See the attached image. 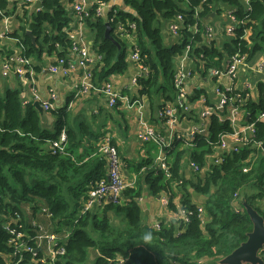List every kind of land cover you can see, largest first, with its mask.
I'll return each instance as SVG.
<instances>
[{
    "label": "trees",
    "instance_id": "16d2710c",
    "mask_svg": "<svg viewBox=\"0 0 264 264\" xmlns=\"http://www.w3.org/2000/svg\"><path fill=\"white\" fill-rule=\"evenodd\" d=\"M124 1L130 9L119 8L116 15L113 8L117 6L112 5L106 7L104 15L97 16L96 3L86 19L93 46L101 55V62L93 72L94 82L124 73L128 68L127 43L114 34L118 20L127 25L136 23L141 63L148 69L147 74L137 77L141 93L152 96L162 92L166 101L175 98V59L185 53L188 45L191 46V69L202 73L207 67L222 68L225 52L247 54L250 59L257 51L264 50V0H250L249 5L243 0ZM100 2L111 4L112 0ZM218 2L228 4L237 19L235 36L225 41L224 49H220L215 40L206 41L202 30L205 16ZM0 8L6 16L13 12L14 5L10 7L9 0H0ZM197 10L198 20L194 17ZM177 14H183L190 25L198 21L199 31L185 29L181 41L168 45L159 17L170 20ZM71 20L70 10L62 0H43L41 9L30 17L26 11L13 36L20 39L27 57L40 60L45 52L64 56L73 42L66 31ZM107 22L121 47L106 37ZM28 29L35 41L27 34ZM249 29L253 32L247 39ZM259 90L258 100L250 98L244 108L249 115L245 123L255 122L256 126L251 139L262 142V148L251 142L239 151H223L222 160L212 161L203 176L193 173L187 177L185 167H189V161L194 159L206 167V156L213 152V145L221 141L223 134L233 130L228 121L215 115L210 122L209 139L197 137L196 147L191 151L181 142L167 149L173 156L169 159L170 177H166L152 158L146 157L138 164L139 176L143 173L153 194L168 193L171 210H177L175 199L179 197L181 204L193 212L188 222L162 221L159 228L143 218L139 201L142 184L126 188L116 203L95 204L82 212L91 185L107 177V161L97 144L99 136L95 145H88L79 153L77 149L81 148L83 134L92 133L86 122L76 130L70 125L66 107L55 109L56 129L50 131L41 125V114L35 103L23 104L20 90L10 89L5 94L0 91V264H9L10 259L18 264H87L91 250L96 253L92 264H119L120 259L124 264H222V259L246 241L253 230L247 206L264 217V117H260L264 112V82L259 83ZM196 92L191 96L193 101L202 91ZM233 93L235 90L228 95ZM220 113L224 115L226 111ZM63 130L67 133V153L54 154L48 140L58 139ZM193 193L203 200H194ZM27 204L33 216L48 209L46 214L56 225L57 233H63L64 229L69 231L66 252L54 263H34L35 254L23 249L15 255L17 248L11 243L12 234L6 225L13 221L16 213L22 217V226L14 227V223L11 226L30 235L25 238L27 245L37 246L31 237L38 232V227L26 220L28 214L24 206ZM199 206L205 209L204 222L198 213ZM146 235L151 236L149 242L143 239ZM259 255L264 261V248ZM36 256L41 257L42 252L38 250ZM204 258L211 261L205 262Z\"/></svg>",
    "mask_w": 264,
    "mask_h": 264
},
{
    "label": "crops",
    "instance_id": "0c3cea01",
    "mask_svg": "<svg viewBox=\"0 0 264 264\" xmlns=\"http://www.w3.org/2000/svg\"><path fill=\"white\" fill-rule=\"evenodd\" d=\"M9 1L10 7L14 5L13 12L0 19V91L5 94L10 89H18L21 92V99L23 101L31 100L33 98L31 89L33 84L30 79L16 75L13 72L14 66H12L8 75H3V65L5 62H11L15 55L23 52L21 44L13 35L15 31L19 30L21 19H24L26 11L28 17H30L32 13L41 9L43 0H33L31 3L24 2V0ZM62 1L70 10V15L72 17L69 27L66 28L69 37L72 38L73 42H85L91 47L92 61L88 63L87 67L78 69L69 76H66L50 71V66L60 57L59 54L57 52H45L40 60L31 58L34 65V67H32L36 70L35 85L41 96L44 99H49L55 106V109L66 107L70 125L74 127V129H79L83 122L89 125L92 133L83 134L81 148L77 149L79 153L82 151L84 152L88 145H95L97 136H100L107 128H111L114 135L113 144L117 147L119 156L125 163L123 170L124 175L128 179H133L137 176V186H141L142 184V194L139 201L143 210L145 222L149 224H153L155 220L157 222H169L175 217L174 211L162 204L161 194L155 195L149 190L142 176L143 173L139 176V171L137 170L138 164L144 158L149 157L155 160L161 151L157 144H152V147L158 148L157 154L152 153L147 145L143 144L138 139L136 135L138 119L144 118L149 123L153 124L162 133L165 141L172 142L173 146V144L180 142L175 139L177 133L181 132V130L190 132L191 129L197 125V113L203 107V102L200 99L202 94L207 95L210 103L217 104L220 100V96L216 92V87L222 86L228 90L234 89L239 92H247L249 99L251 98L257 101L260 93L259 83L264 82V50L257 51L250 59L243 62L239 66L237 74L232 79L228 77L214 78L209 74L207 69L203 73H196L194 77L187 82L186 87L192 96L197 93L196 90H201L202 92L197 100L193 101L190 99V110L184 113L183 118L180 120V126L176 130L171 131L169 126L164 124L158 115L159 107L166 101L164 96H162V92L154 93L152 96L141 93V87L137 83V77L141 75L142 71L140 69L141 66L137 62H132L127 59L129 64L124 73L112 74L107 79L98 82L95 81L96 83L94 82L93 72L101 62V55L93 46L94 39L89 29L86 25L80 24L77 15L72 11V3L74 0ZM249 1L250 0H243L245 5H249ZM125 3L124 0H112L114 6L118 8L128 7V9H130L129 6L126 7ZM231 10L228 4L218 2L214 4V9L204 18L205 22L211 26L214 33V40L220 49H224L225 41H231L230 39L232 38L228 33V28L235 23L230 14ZM159 23L165 35L166 44L168 42L170 43L168 45H174L179 41L169 30V19L160 16ZM47 28L49 29V26H47ZM252 32V29L247 30V39H249ZM59 50L62 51L63 48L59 46ZM64 56L70 60L76 59V55L72 52L71 48H69V51L66 52ZM230 56L232 55H228L225 52V60L222 63V67H225ZM187 65L189 68L192 66L190 62H188ZM79 80L91 83L93 88H90L88 93L77 97L75 85ZM107 80L112 81L121 96L124 97L121 98L118 109L109 107L106 95L100 90V87ZM175 96L176 90L174 97ZM39 112L41 114V125L45 129L55 131L57 122L56 113L44 109L42 112L39 110ZM181 143H183L184 146L186 145L184 142ZM178 148L182 149V146H178ZM138 149H140V153ZM143 149H146V151ZM170 149H172V147ZM154 155L156 156L155 158ZM172 157V155L171 158L168 156V159H172ZM86 159L87 158H84V160ZM186 162L187 160L185 159V165ZM186 166L185 174L187 177H191L193 171L188 165ZM193 199L197 202H201L203 197L193 193ZM33 220L30 222L32 223ZM53 228L51 227L48 232H54L56 226ZM40 246L41 249L39 251L42 252L44 257L49 258L51 256L52 246H48L47 243H42ZM95 256L96 253L94 250H91L90 261L87 264H92ZM209 260V258H204L205 262Z\"/></svg>",
    "mask_w": 264,
    "mask_h": 264
},
{
    "label": "built area",
    "instance_id": "2783aa9c",
    "mask_svg": "<svg viewBox=\"0 0 264 264\" xmlns=\"http://www.w3.org/2000/svg\"><path fill=\"white\" fill-rule=\"evenodd\" d=\"M33 0H24V2L31 3ZM95 13L97 16L104 15L105 9L113 4L100 2V0H74L72 3V11L75 13L79 19L80 24L86 25V19L90 17L92 7L96 4ZM119 8H113L114 14L118 13ZM231 17L234 19V25L228 28V33L231 36H235V29L237 24V19L231 10ZM0 16H4V11L0 8ZM194 17L198 20L200 17L199 10L194 14ZM114 20V17L112 18ZM205 21V20H204ZM114 34L124 40L126 43H131L132 53L128 55V59L132 62H137L141 67V71L147 74L148 69L141 63V51L136 40V23L129 22L128 25L122 20L115 22ZM185 29L191 30L192 32L199 31V23L196 21L193 24H188L185 16L183 14H177L174 18L170 19L169 30L179 39L182 40L184 36ZM203 35L206 41L214 40V33L210 25L206 22L202 24ZM17 41L23 45L19 38L15 37ZM24 50V48H23ZM71 50L76 55L75 60H70L65 56H60L57 58L56 62L50 66V71L53 73H60L69 76L71 73L78 69L85 68L88 63L92 61L91 47L85 42H73ZM191 51V46L188 45L185 53L178 58L180 61V66L175 68L174 74V86L176 89V96L173 100L165 101L158 109V115L164 124L168 125L171 131L176 130L180 126V120L183 118L184 113L190 110V99L191 94L188 92L186 84L194 77L196 73H201L198 71H193L186 63V58L189 57V52ZM247 54H240L239 52L230 56L225 67H208L206 68L210 75L214 78L228 77L233 78L238 72L239 66L247 60ZM190 61V57H189ZM188 61V62H189ZM12 66H14L13 72L22 78L30 79L32 82V92L33 98L31 100H24L23 104L26 105L29 102H39L44 110L53 111L55 106L49 99H44L39 93L37 86L35 85V74L36 70L33 65V61L30 57H27L23 52L15 55L11 62H5L3 65V75H8L11 71ZM33 66V67H32ZM146 72V73H145ZM141 73V74H142ZM77 89L76 96H82L88 93L90 88H93L91 83H87L84 80H79L75 85ZM100 90L104 92L108 99V105L111 108L118 107L120 105L121 96L120 92L117 90L115 84L107 80L101 87ZM234 89H225L222 86L216 87V92L220 96V100L217 104H212L209 102L207 95L202 94L200 99L203 102V107L197 113V125L191 129L190 132H181L175 135V139L180 142H184L191 148L196 147V138L204 137L206 139L210 138V122L213 116L217 115L224 121H228L232 126V132L225 133L222 135V139L218 144L213 145V152L206 156L207 166H201L197 161L190 160L189 168L193 173L198 175H204L205 172L210 169V165L213 162H218L222 160V153L220 151H239L240 147L244 145H250L252 141L251 137L256 133L255 122L245 123L246 109L244 104L249 100L247 92H239L235 90V93L228 95L229 92H233ZM225 110L226 113L222 115L220 111ZM260 117H264V112L260 114ZM136 135L142 143H155L160 148V153L155 158V163L162 169L166 177L171 176V165L168 159V150L172 147V142H166L162 133L151 123H149L144 118L138 119V124L136 128ZM114 135L111 128H107L98 138L97 144L99 147V152L106 158L107 161V177L101 179L95 184L91 185L88 190V198L84 203L82 212L90 210L95 204H107L109 202H118L119 197L123 191L128 187H134L137 184V176L133 179H128L124 173V167L122 165V159L119 156L117 147L113 144ZM257 148H262V142H253ZM67 133L63 130L58 139L48 140V147L54 154L67 153ZM264 155V149H263ZM248 168H245L247 170ZM238 193L235 194L237 196ZM161 201L165 207H169V195L165 191L161 194ZM177 210L174 211L173 220L188 222L190 215L193 213L191 209H188L180 202V198L175 199ZM43 212L47 213L48 209L44 208ZM205 209L203 206L198 207L199 216L204 222ZM13 221L7 223L6 228L9 229L12 234L11 243L16 250V254L20 253L21 250L32 251L35 256L33 258L34 263H54L60 255L65 254L66 247L65 241L67 237H61L55 232L41 233L42 226L38 225L37 222L33 221V225L37 226L40 233H36L31 240H34L36 247L29 246L25 243V238L30 237L25 232L18 231L14 227L22 226V217L19 213H16V217L12 218ZM12 223L15 224L12 227ZM160 221H154L153 226L159 228ZM45 235V236H43ZM47 239L48 243L52 246L51 256L49 258L37 257V251L41 249L39 246L38 239ZM14 255V256H15ZM12 258V257H11ZM9 264L14 263L9 260ZM18 264V263H14ZM119 264H124V261L120 259ZM250 264V263H243Z\"/></svg>",
    "mask_w": 264,
    "mask_h": 264
},
{
    "label": "water",
    "instance_id": "95a60500",
    "mask_svg": "<svg viewBox=\"0 0 264 264\" xmlns=\"http://www.w3.org/2000/svg\"><path fill=\"white\" fill-rule=\"evenodd\" d=\"M126 9V8H125ZM128 9V8H127ZM106 37L111 39L118 47L121 43L112 34V26L106 23ZM27 34L31 35L35 41V36L31 30H27ZM189 57L186 58V63ZM35 106L42 112L43 107L39 102H35ZM249 115L246 116V120ZM248 213L253 221V230L248 233L247 240L238 246L234 251L222 259V264H263V258L259 255V251L264 248V217L253 207L247 206Z\"/></svg>",
    "mask_w": 264,
    "mask_h": 264
},
{
    "label": "rangeland",
    "instance_id": "374dc122",
    "mask_svg": "<svg viewBox=\"0 0 264 264\" xmlns=\"http://www.w3.org/2000/svg\"><path fill=\"white\" fill-rule=\"evenodd\" d=\"M167 44H170V43H168L167 42ZM132 53V50H131V43L130 42H127V54L128 55H130ZM178 66H180V61L176 58L175 59V68L176 67H178ZM113 131H114V127H113ZM143 144H146L147 145V147H148V149H150L151 150V152L152 153H154V154H157L158 153V148H154V147H152L155 143H153V142H151V143H143ZM153 144V145H152ZM156 145V144H155ZM184 145V144H183ZM186 149H188L189 151H191V147L189 146V145H185L184 146ZM79 149V148H78ZM144 151H146V149H143ZM138 152L140 153V149H138ZM168 156H170V155H168ZM156 156L154 155V158H155ZM170 158H171V156H170ZM122 165H123V167H125V163L123 162V160H122ZM193 174V173H192ZM137 185V184H136ZM263 205H264V202H263ZM30 205L29 204H27V205H25L24 207H25V209H26V212H27V214H28V216H27V221L28 222H30V221H32L33 219H35L36 221H37V224L38 225H41L42 226V231H41V233H46V232H48L49 231V229L52 227H55L56 225L55 224H53L52 223V220H51V218H50V216L48 215V214H46L45 212H43V211H41V212H38L37 214H36V216H33V211H32V208H30L29 207ZM35 220H33V221H35ZM54 229V228H53ZM55 233H57V231L55 230L54 231ZM66 232H68V230L67 229H64L63 230V233H61V234H63V235H61V237H66L67 236V234L69 233H67V234H64V233H66ZM38 233H40V231H39V229H38ZM49 233H51V232H49ZM58 234V233H57ZM59 235V234H58ZM59 235V236H60ZM43 236H45V235H43ZM39 243V244H38ZM38 245L40 246V244L42 245V243H47L48 244V246H50V244L48 243V241H47V239H45V238H42L41 240H39L38 239ZM210 259V258H209ZM211 261V259L209 260V261H207V262H210Z\"/></svg>",
    "mask_w": 264,
    "mask_h": 264
},
{
    "label": "clouds",
    "instance_id": "9594fccd",
    "mask_svg": "<svg viewBox=\"0 0 264 264\" xmlns=\"http://www.w3.org/2000/svg\"><path fill=\"white\" fill-rule=\"evenodd\" d=\"M187 64H188V62H187ZM143 239L145 240V242H149L151 240V236L150 235H146V236H144Z\"/></svg>",
    "mask_w": 264,
    "mask_h": 264
},
{
    "label": "bare ground",
    "instance_id": "6f19581e",
    "mask_svg": "<svg viewBox=\"0 0 264 264\" xmlns=\"http://www.w3.org/2000/svg\"><path fill=\"white\" fill-rule=\"evenodd\" d=\"M68 155V154H67ZM146 170V169H145Z\"/></svg>",
    "mask_w": 264,
    "mask_h": 264
}]
</instances>
